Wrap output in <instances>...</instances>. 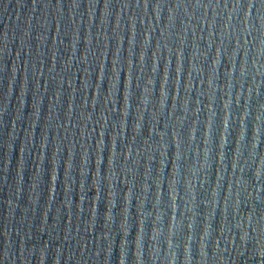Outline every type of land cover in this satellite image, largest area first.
<instances>
[{
	"label": "water",
	"instance_id": "water-1",
	"mask_svg": "<svg viewBox=\"0 0 264 264\" xmlns=\"http://www.w3.org/2000/svg\"><path fill=\"white\" fill-rule=\"evenodd\" d=\"M264 90V0H0V118Z\"/></svg>",
	"mask_w": 264,
	"mask_h": 264
}]
</instances>
